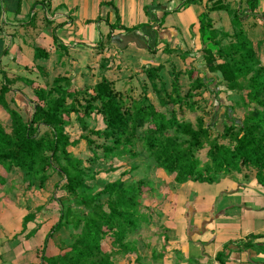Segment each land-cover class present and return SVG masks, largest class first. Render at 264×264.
Returning a JSON list of instances; mask_svg holds the SVG:
<instances>
[{
	"label": "trees",
	"instance_id": "16d2710c",
	"mask_svg": "<svg viewBox=\"0 0 264 264\" xmlns=\"http://www.w3.org/2000/svg\"><path fill=\"white\" fill-rule=\"evenodd\" d=\"M219 2L206 6L199 15L205 69L191 66L180 71L173 68L170 91L159 75L163 65L144 68L143 90L146 92L142 90L137 98L119 92L104 76L95 83L91 93L86 88L72 89L71 79L66 76H56L44 86L28 79L26 84L33 97L29 98L31 113L26 117L13 95L7 99V94L13 91L15 77L0 71V110L7 113L9 120L5 123L0 119V186L9 193V187L15 184L13 180L9 182L8 176L17 171L27 187L37 185L39 188L56 174L58 181L54 187L65 192L57 199L58 218L47 232L44 244L62 227L71 229V242L68 250L54 256H46L43 246L40 264H113L115 253L125 254L137 249L133 236L144 223L152 220L151 207L145 206L143 194L153 196L157 190L155 182L143 177L123 178L136 168L131 166L99 189L88 183L102 172L116 171L114 158L122 154L137 158L141 153L135 149L137 143L154 166L171 175L176 185L188 180L213 183L222 175L242 172L244 168L254 171L257 183L264 186V65L259 49L243 27V12H233L232 33L219 38L209 15L225 9ZM247 3L249 15L258 0H247ZM153 16L157 24L163 21L164 16ZM125 29L133 32L136 28ZM224 39L227 42H223ZM35 55L47 56V52L36 47ZM182 73L190 79L183 95L179 85ZM220 84L230 92L226 105L219 97ZM211 85L214 87L210 88ZM148 86L156 93L160 107L186 104L191 110L197 105L195 97L208 89L212 97V119L207 123L201 115L192 123L180 119L173 108L166 112L156 107L147 95ZM233 94H238L239 99L232 100ZM237 107L244 110L241 116L235 115ZM72 114L81 131L74 139L66 131ZM94 114L101 116L102 129L96 127ZM80 140L85 141L91 154L87 164L68 150ZM205 147L206 159L202 161L197 152ZM52 197L55 196L52 194ZM34 217V212H28L23 217L24 223ZM260 236L249 235L251 238ZM107 238L110 239L109 251L103 244ZM243 244L249 248L254 245L249 240ZM226 249L215 255L220 264L225 263Z\"/></svg>",
	"mask_w": 264,
	"mask_h": 264
},
{
	"label": "crops",
	"instance_id": "0c3cea01",
	"mask_svg": "<svg viewBox=\"0 0 264 264\" xmlns=\"http://www.w3.org/2000/svg\"><path fill=\"white\" fill-rule=\"evenodd\" d=\"M216 1L0 0V71H4L8 77H15V81L19 75L9 74L13 65L23 73H29L19 77L20 83L13 84V90L17 88L14 86L29 87L26 84L28 79H34L35 85L44 86L45 82L56 76H66L71 79L72 89L86 88L91 93L95 83L104 76L113 82L116 90L137 98L144 86L143 70L148 66L163 65L159 75L162 72L168 74L170 86L173 68L185 71L191 65H197V68L205 69L199 15L206 6ZM36 4L40 8H34ZM219 4H223L225 9L209 13L219 38H224L227 32L232 33L233 12H243V27L259 49L258 54L264 65V0H258L254 12L249 15L247 0H220ZM155 14L164 16L160 24L155 22ZM250 18L252 21L246 24ZM125 28L136 29L128 32ZM223 42H227V39ZM36 47L45 50L47 56H36ZM102 65L106 67L102 68ZM37 73L38 78H35ZM20 89L11 91L16 100L17 94L25 97V90ZM185 92L181 91L180 94ZM147 95L153 102L156 93L152 90ZM201 95L195 99H201ZM93 116L96 127L102 129L101 116ZM246 171L253 175H248L243 169L241 173L222 175L213 183L188 180L176 185L173 180L170 181L173 184H170L163 178L161 181L169 183L170 190L165 191L166 195L156 190L153 197L159 198L160 203L150 201L148 204L152 207V213L157 212V221L144 223L133 236L137 249L125 254L115 253L113 264H220L215 255L225 247L224 264L264 261V254L253 247L243 246L246 240L256 245L264 241V186L257 183L254 171ZM119 175L106 181H113ZM106 181L101 179L98 189ZM234 195H242L237 205L230 201L220 202L223 197ZM240 204L244 205V209L236 218H227L229 208L234 211ZM250 204L257 208L249 207ZM24 205H16L15 212L10 213L14 216L19 212L20 215L15 231L8 237H2L0 231V264L41 263L36 256L38 248L44 245L48 228L54 224V208L43 206L40 209V204H37L24 209ZM5 211L8 209L0 206V226L2 222L7 225L9 216L5 215ZM28 212H34L35 217L24 223L23 217ZM153 224V234L158 237L157 245L140 235L146 225L151 227ZM16 232L22 233V241L11 240L13 234L17 235ZM252 234L261 236L249 237ZM49 245L48 242L46 249ZM105 250H111L110 240Z\"/></svg>",
	"mask_w": 264,
	"mask_h": 264
},
{
	"label": "rangeland",
	"instance_id": "374dc122",
	"mask_svg": "<svg viewBox=\"0 0 264 264\" xmlns=\"http://www.w3.org/2000/svg\"><path fill=\"white\" fill-rule=\"evenodd\" d=\"M38 5L36 4L34 6V8H40V6H38ZM251 18L246 22V24H248L250 21H252ZM1 20L2 19H0V24L2 23ZM219 32H221V31L219 30ZM227 33H229V32H227ZM191 66L196 67L197 65H191ZM13 67L15 69L13 68L12 71H10V73H9L11 76L17 74V75H19V77L20 76L24 77L25 74H27V75L29 74L26 71H24V73H23V71L21 69H17L15 67V65H13ZM0 68H1V65H0ZM20 73H23V75H20ZM38 74L39 73H37V76L35 78H38ZM40 76H42L41 78H44L43 74H40ZM19 77H17L14 85H17L20 83ZM161 77H162V81L166 85L167 89H170V81H169L168 74H166L165 72H162ZM1 82H2V74L0 73V83ZM179 85H180V90L182 92H185L186 88L189 86V79H188L187 75L179 76ZM211 86L212 87H210V88L214 87V85H211ZM14 87H17V88H15L13 91H17V89H20V88L25 90L24 91L25 97H23L20 94H17V100L15 99V103L24 112V115L26 117H28L31 113V105H32L31 103H29V98H31L33 93L29 87H25L23 85L22 86H14ZM146 88L148 89L147 93H148V91L152 92V89L149 86ZM218 88L221 89V92L219 94V97L221 98V102L224 103L225 105L228 104L229 101L227 99V96L230 92L225 90L224 84H220V86ZM22 89H20V90H22ZM143 91L146 92V90H143ZM204 91H205V93L203 95H201L202 96L201 99L200 98L195 99L197 101V105H196V108H194L193 110H191L186 104L182 105L180 107H179V105L172 106L171 104H169V105L162 108L158 104V101L156 100L155 96L153 97V100H154L153 103L158 108H161V109L165 110L166 112L167 111L169 112V110H171L173 108L180 119L189 120L192 123H195L196 116L203 115V117L205 118V121L208 123L212 119L211 118L212 117V112H211V110H212L211 98L212 97H211L210 91L208 89L205 88L203 90V92ZM12 93H14V92H9L7 94L8 100L13 95ZM231 99L236 101L237 99H239V95L233 94L231 96ZM11 104L14 105L13 103H11ZM243 111H244L243 108L237 107L236 111H235V115L241 116L243 114ZM72 118H73V120L71 119V123H70L71 125L69 127L67 126L66 131L70 135V138L74 139L80 135V128H79L78 123L75 120L74 115ZM0 119L5 123L9 122L8 115L4 111H2V113H0ZM95 120H96V118L94 119V122H96ZM74 122H75V124H74ZM97 140L101 141V139H97ZM135 149L137 151H141V153L138 155L137 158L131 159L127 155H124V154H122L120 157L114 158L113 159V165L117 167L116 171H114L113 173L112 172H108V173L102 172V173L97 175L95 180H93V181L89 180L88 183L90 185H95L96 187H98L101 179L103 181L109 180L112 177H116L118 174H120V172L122 170H124V168H126V170H129L131 166H135L136 168L134 170L129 171L128 174H126L123 178L137 180L138 178L143 177V178L150 179L153 182H155L157 192L163 191L164 195H166V192H168L170 190L169 189L170 188L169 183L173 184V182H170L172 180V176L164 174L159 168H156L154 166V162L147 157V153L145 151H142V146L140 143L136 144ZM206 149H207V147H205V148H203L197 152V156L202 161H204L206 159V156H205ZM68 150L72 154H74L75 156L84 160L85 164H87L88 163L87 161L90 160L91 154H90L89 150L87 149V146H86V143L84 140H80L74 146H69ZM244 172H247L248 175H251V176L253 175L252 172H248V171H246V169H244ZM232 173H241V172H232ZM232 173H229V175ZM163 178L165 179V181H167V182L169 181V183H164L163 181H161ZM8 179H9V182H11L13 180L15 185L9 187V193H6L8 191H5V188L0 187V203H1L0 206L2 208H7L8 209L7 212H9V213H7L5 211V215L9 216L8 221H6L7 225L3 224L4 222H2V226H0L1 227L0 231L2 232V237H8V234H12L13 231H15V226L18 224V221H19L18 218L20 215H19V212H16V214L14 216L10 215V213L12 211L15 212V210L17 209L16 205L19 206V205L25 204L24 206H26V208H24V209L33 208L37 204H40L39 206H42V205L46 206V207L51 206L54 208L53 210H54V214H55V219H54V216H52V221H53L52 223H54L57 220L58 210H59V204H58L57 199L61 198L65 192L60 188L55 189L54 183L56 181H58V176L56 174H53L51 176V178L45 183L43 188H39L37 185L36 186L33 185L31 187H26L25 185H27V182L25 184V182L22 181V174L18 171L10 174L8 176ZM106 182H109V181H106ZM172 187H174V186H172ZM144 191H145V189H144ZM3 192L6 195H4ZM52 194L55 197H52ZM143 196H144L143 202H144L145 206L147 205V206L151 207V205H148L151 203L150 201L158 202V200H159V198L154 199L153 196L149 197L147 192H144ZM2 197H7L9 199H6V198L2 199ZM241 198H242V195L241 196H236V195L228 196V197H223V199L220 202L225 203V202L230 201V202L234 203L235 205H237L239 203V201L241 200ZM101 199L103 200V199H105V197H103ZM158 203H160V201ZM219 205H221V204H219ZM249 207H253V205L250 204ZM235 208H236V210H234V211H231L232 208L231 209L229 208V211H228L229 214H228L227 218L235 219L236 215L241 210L244 209V205L240 204L239 207L236 206ZM253 208H257V207L254 206ZM1 211L3 212L2 209H1ZM233 212H236V213L234 214ZM54 214H51V215H54ZM151 215H153V217H152L153 220H151V221L152 222L157 221V219H158L156 217L157 212L156 213L151 212ZM154 226H155L154 224L151 227L146 225V227L140 231L141 232L140 235L146 241L148 240L149 242L155 243L157 245L158 244V237L155 234H153L154 229L152 228ZM49 229H50V227L48 228L47 232L49 231ZM17 235L14 236V234H13V236H12L13 238H11V240L16 241V242L22 241V239H23L22 233L18 232ZM38 240H40L39 237H38ZM109 240L110 239L107 238L105 241H103V244L108 245ZM34 242H36V238H34ZM48 242L50 245H49V248L46 249V245ZM70 242H71V229L69 227H62L61 229H59L58 231L53 233L50 238L47 239V241L43 245L45 247V250L43 251V253L44 254H46V253L51 254L52 252H55V253L61 254L62 251L68 250V246H69ZM41 248H38V254L36 256L38 261L41 260L40 259V255L42 253ZM253 249L257 250L258 253H260V254L261 253L264 254L263 253L264 252V241L262 243H258L257 245L254 244ZM259 262L260 261H258V263ZM261 262L259 264H264V261H261ZM254 264H256V263H254Z\"/></svg>",
	"mask_w": 264,
	"mask_h": 264
},
{
	"label": "built area",
	"instance_id": "2783aa9c",
	"mask_svg": "<svg viewBox=\"0 0 264 264\" xmlns=\"http://www.w3.org/2000/svg\"><path fill=\"white\" fill-rule=\"evenodd\" d=\"M109 1H111V0H109Z\"/></svg>",
	"mask_w": 264,
	"mask_h": 264
}]
</instances>
